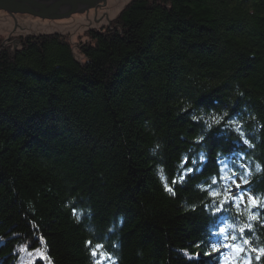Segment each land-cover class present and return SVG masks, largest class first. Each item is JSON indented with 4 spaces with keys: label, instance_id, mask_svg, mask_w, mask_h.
Here are the masks:
<instances>
[{
    "label": "trees",
    "instance_id": "trees-1",
    "mask_svg": "<svg viewBox=\"0 0 264 264\" xmlns=\"http://www.w3.org/2000/svg\"><path fill=\"white\" fill-rule=\"evenodd\" d=\"M87 37L0 44V264H219L246 205L200 186L264 195V0H131Z\"/></svg>",
    "mask_w": 264,
    "mask_h": 264
},
{
    "label": "snow or ice",
    "instance_id": "snow-or-ice-1",
    "mask_svg": "<svg viewBox=\"0 0 264 264\" xmlns=\"http://www.w3.org/2000/svg\"><path fill=\"white\" fill-rule=\"evenodd\" d=\"M217 123L219 121H216ZM247 143V141H244ZM201 162L206 160V157L203 153L199 157ZM188 157H184L181 162V168L183 171L179 176L171 181L172 185L180 182L182 183L186 176L194 171L193 168H185L184 165L188 164ZM192 163H196L195 160ZM218 163L222 161L218 160ZM227 167L225 164L224 167L219 169L220 181H231V184L225 183L223 191L219 189L212 188V185L217 184V177H211V184L205 188L201 187L202 191H206L208 196L213 200L215 207V212H220L224 210L226 205L234 204L237 209L240 208L241 204L246 205L247 212V222L242 223L236 231L239 232V237L233 234L231 237H224V241L219 244H212V250L215 252H220L221 249H226L220 256L219 264H252L253 259L259 264L261 257H264V246L256 247L254 246V241L250 235L246 233L254 234V224L253 222H259L261 226H264V219H261L259 212H253V209H264V195L253 196L250 189H245L244 186L249 184L248 177L251 175L250 172L245 171L244 175L239 177V180L235 178L237 176L236 172H232L231 175H228L224 168ZM256 171H260V166L257 165ZM233 187L236 189L237 194H233ZM165 190L172 192V188L169 187L167 180L165 179ZM76 210L74 209V214ZM225 228H220L219 233L216 235H222L225 233ZM41 243L43 240L41 238ZM89 245H92V242H88ZM39 251V250H36ZM208 254V253H206ZM91 255L94 260V264H105V261H111V254L107 253L105 250L104 244L96 243L91 247ZM187 255V253H186ZM41 260H47L46 254H41L39 257ZM191 259V257H189Z\"/></svg>",
    "mask_w": 264,
    "mask_h": 264
},
{
    "label": "rangeland",
    "instance_id": "rangeland-1",
    "mask_svg": "<svg viewBox=\"0 0 264 264\" xmlns=\"http://www.w3.org/2000/svg\"><path fill=\"white\" fill-rule=\"evenodd\" d=\"M130 1L107 0L105 5L96 9L58 20L41 19L28 14L11 15L0 10V44L15 48L23 36L60 33L70 41L76 57L83 60L78 51V45L88 41V30L108 27Z\"/></svg>",
    "mask_w": 264,
    "mask_h": 264
},
{
    "label": "water",
    "instance_id": "water-1",
    "mask_svg": "<svg viewBox=\"0 0 264 264\" xmlns=\"http://www.w3.org/2000/svg\"><path fill=\"white\" fill-rule=\"evenodd\" d=\"M107 0H0V10L58 20L105 5Z\"/></svg>",
    "mask_w": 264,
    "mask_h": 264
}]
</instances>
